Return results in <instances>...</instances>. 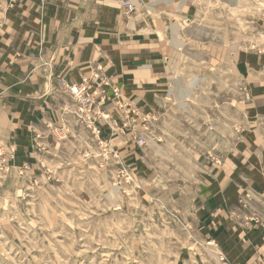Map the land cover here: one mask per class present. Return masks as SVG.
I'll list each match as a JSON object with an SVG mask.
<instances>
[{
    "label": "rangeland",
    "instance_id": "obj_1",
    "mask_svg": "<svg viewBox=\"0 0 264 264\" xmlns=\"http://www.w3.org/2000/svg\"><path fill=\"white\" fill-rule=\"evenodd\" d=\"M116 1L121 23L146 6L129 0L135 9L125 13ZM172 1L161 13L165 24L179 23L173 37L179 49L175 75L166 86L181 95L167 97L148 114L140 107V112H126L132 151L117 152L85 123L72 122L54 137L46 126L15 128L21 115L15 100L28 79L16 77L13 61L5 57L21 43L30 45L28 31H22L27 37L20 42L19 16L32 6L29 0H0V68H7L0 70V264H204L215 259L218 249L200 223L201 199L210 202L217 178L207 164L222 139L233 148L243 132L247 97L233 64L241 52L264 51V0ZM45 3L37 0L40 11ZM147 28L134 38L150 42L146 51L158 59V43L167 44L168 29L164 35ZM205 38L213 57L221 59L226 52L224 70L197 60ZM42 51L33 69L45 71ZM113 99L123 108L120 92ZM139 137L144 144L137 143ZM256 203L241 205L264 227V207Z\"/></svg>",
    "mask_w": 264,
    "mask_h": 264
},
{
    "label": "crops",
    "instance_id": "obj_2",
    "mask_svg": "<svg viewBox=\"0 0 264 264\" xmlns=\"http://www.w3.org/2000/svg\"><path fill=\"white\" fill-rule=\"evenodd\" d=\"M141 1L145 8L140 6L141 12L124 17L125 22L121 23L116 0H46L42 11L37 0H29L32 9L25 10L19 16L20 27L15 26L19 27L20 42L29 32L30 45L21 43L22 49L18 47L5 57L13 61L16 77L20 75L23 81L28 79L21 86L24 88L21 98L15 100L21 106L17 109L21 115L15 128L38 130L46 126L54 137L72 122L77 126L85 123L93 132L94 129L99 131L103 140L111 143L117 152L132 151L126 112H140L141 108L143 115L148 114L156 104L167 103L171 96L178 99L181 95L176 88L166 86L167 79L175 75L174 59L179 49V44L173 41V22L166 20L165 24L166 15H163L164 7L173 1ZM149 11H153V16L146 15ZM155 21L161 23L163 29L156 26ZM146 28L163 31L164 35L168 29L167 44L159 40L158 59H150L151 53L146 51L150 42L134 38V34ZM121 38H125L126 43L121 44ZM205 41L200 42L205 50L195 52L197 60L205 59L208 66L215 64L217 69L224 70L228 61L226 52L221 59L213 57L208 50L212 45L207 38ZM123 47L126 50H122ZM39 49L43 50L45 71L40 66L33 69V63H41L37 62ZM137 60L141 64L136 63ZM233 71L240 78L247 97L243 107V132L236 147L230 148L228 139L226 143L222 139L217 151L211 143V151L216 150L217 155H213L207 169L217 178L209 189L210 202L206 197L201 199L200 223L232 264H264V227L253 222L248 217L252 213L241 205L244 200L250 207L257 206L256 202L264 207V173L261 171L264 165V51L241 52L234 61ZM82 79L88 82L95 105L78 112L77 105L61 88L60 80L74 83ZM114 90L122 95L123 108L119 109L115 99L112 100ZM143 120H146L144 116ZM24 124L25 127H21ZM88 129L84 128L86 133ZM215 158L219 163L213 161ZM235 211L237 215L231 216ZM204 264H216L215 259Z\"/></svg>",
    "mask_w": 264,
    "mask_h": 264
},
{
    "label": "built area",
    "instance_id": "obj_3",
    "mask_svg": "<svg viewBox=\"0 0 264 264\" xmlns=\"http://www.w3.org/2000/svg\"><path fill=\"white\" fill-rule=\"evenodd\" d=\"M120 6L125 11V13H131L134 11V4L129 0H120ZM61 88L65 93L69 95L71 100L77 105L78 112H83L84 110H88L93 105H95V101L93 100L92 95L89 92V84L85 79H82L80 82H66L64 80H60ZM114 95L116 91H113ZM134 110H130L127 112L128 114L133 113ZM145 138L139 137L137 139V143L139 145L144 144ZM214 247L218 250L215 253L217 257V264H232L225 253L218 247L217 243L214 241L210 242Z\"/></svg>",
    "mask_w": 264,
    "mask_h": 264
},
{
    "label": "bare ground",
    "instance_id": "obj_4",
    "mask_svg": "<svg viewBox=\"0 0 264 264\" xmlns=\"http://www.w3.org/2000/svg\"><path fill=\"white\" fill-rule=\"evenodd\" d=\"M134 1V0H133ZM181 5H183V4H181ZM171 26H172V32H173V36H174V38L179 34V31H180V25H179V23H177V22H173L172 24H171ZM216 253V252H215ZM217 257H216V255H215V263L217 264Z\"/></svg>",
    "mask_w": 264,
    "mask_h": 264
}]
</instances>
